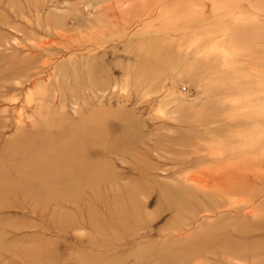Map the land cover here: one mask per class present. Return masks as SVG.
<instances>
[{
	"label": "rangeland",
	"instance_id": "obj_1",
	"mask_svg": "<svg viewBox=\"0 0 264 264\" xmlns=\"http://www.w3.org/2000/svg\"><path fill=\"white\" fill-rule=\"evenodd\" d=\"M0 264H264V0H0Z\"/></svg>",
	"mask_w": 264,
	"mask_h": 264
},
{
	"label": "bare ground",
	"instance_id": "obj_2",
	"mask_svg": "<svg viewBox=\"0 0 264 264\" xmlns=\"http://www.w3.org/2000/svg\"><path fill=\"white\" fill-rule=\"evenodd\" d=\"M34 100H35V99H34ZM47 151H49V152H51V153H52V151H53V150H51V149H48ZM66 163H67V162H66ZM52 172H53V171H52ZM57 173H58V172H57ZM57 173H56V171H55V172H53V175H52V177H59V178H60L61 176H63L62 174H60V173H58V174H57ZM66 173H67V172H66ZM66 173H64V174H66Z\"/></svg>",
	"mask_w": 264,
	"mask_h": 264
}]
</instances>
